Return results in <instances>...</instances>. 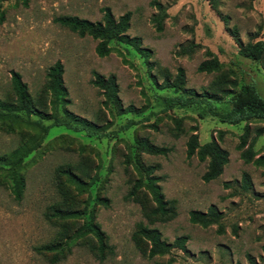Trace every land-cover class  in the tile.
Wrapping results in <instances>:
<instances>
[{
	"label": "rangeland",
	"instance_id": "obj_1",
	"mask_svg": "<svg viewBox=\"0 0 264 264\" xmlns=\"http://www.w3.org/2000/svg\"><path fill=\"white\" fill-rule=\"evenodd\" d=\"M151 1L0 0V99L15 98L11 72L16 71L32 98L47 103L46 72L60 61L69 99L65 109L104 133L87 136L85 131L52 125L53 118L41 120L50 125L47 131L33 125L20 126L21 133L0 128V155L22 142L35 143L21 161L24 188L19 199L4 182L12 183L2 168L6 166L0 167V264H264V164L245 163L236 149L240 135L247 131L256 157L264 155V131L258 132L264 120L230 124L210 114L200 118L204 104L164 109L162 99L176 94L162 85L164 77L175 78L178 68L184 70L185 88L194 89L198 96L215 89L211 86L222 77L232 91L250 83L264 99V55L255 61L238 53L240 43L264 39V0H157L168 13L160 33L151 22L157 11ZM105 8L115 18L130 12L126 33L139 37L141 46L151 50L148 60L133 46L115 39L110 42L113 50L99 57L95 52L98 40L80 37L55 21L60 15L102 21ZM191 42L200 45L195 52L178 54L181 46ZM207 51L221 62L219 71L197 70L200 62L210 58ZM95 73L115 76L121 108L106 101L91 83ZM230 94H220L221 98L212 101L223 110L228 108ZM62 107L56 116L63 120L67 117ZM176 119L181 121L179 130ZM128 121L134 123L122 129ZM193 128L200 143L213 137L218 140V132L223 131L219 143L229 159L222 174L209 182L202 179L207 161L186 156V141ZM143 138L166 147L167 153L141 150L138 142ZM80 164L89 174L83 177V188L59 172ZM148 167H153L150 175L159 177L164 198L174 202L168 219L150 221L140 203L126 198L136 179L146 180ZM244 173L251 180L247 189ZM59 183L68 192L65 209L76 211L75 216H46L53 204L65 202ZM140 195L148 209L155 207L145 187L140 188ZM210 205L222 214V232L218 224L202 227L189 219L191 210L205 212ZM90 220L100 226L113 249L102 260L93 250L94 235L84 228ZM138 223L157 228L162 239L173 245L177 238L186 237L184 249L174 246L165 255L148 258L133 240ZM72 237L75 242L63 255L39 250L45 244L64 246ZM54 255L58 257L55 261Z\"/></svg>",
	"mask_w": 264,
	"mask_h": 264
},
{
	"label": "trees",
	"instance_id": "obj_2",
	"mask_svg": "<svg viewBox=\"0 0 264 264\" xmlns=\"http://www.w3.org/2000/svg\"><path fill=\"white\" fill-rule=\"evenodd\" d=\"M151 5L156 8V13L151 18V22L155 30L160 33L164 28V20L167 18V8L164 4L157 0H152ZM3 19V11H0V20ZM55 21L60 25L67 27L72 32L76 33L80 37L86 35L91 36L93 39L98 40L95 47V52L99 57L108 55L113 48L110 46L112 40H119L123 43L133 46L138 53L143 55L146 60L151 56V50L141 46V39L139 37H130L126 32L129 28L130 12L115 18L109 8L104 9L102 21H90L85 18H80L75 15H60L55 18ZM200 45L198 43L191 42L187 45L180 47L178 54H192ZM238 53L251 60L258 61L264 55V39H258L254 42H247L245 44L240 43L238 46ZM207 58L200 62L197 66L199 72L211 73L213 71H219L222 64L216 56H213L210 51H207ZM126 62V60H125ZM63 64L60 61H56L50 65L46 72V86L45 93L49 95V100L46 103L45 100H34L28 90L27 84L22 80L19 72H11V84L14 92V99L2 100L0 99V128L6 132L22 131L20 126L29 127V125L39 126L44 131H47L50 125H43L42 119L53 118L52 125L65 126L66 128L73 129L74 131H85L87 136H104V133L98 131V128L86 119L75 115L65 109V105L69 102L67 89L63 82ZM91 83L99 88L102 94L105 96L106 101H111L116 104L118 108H121V103L118 98V86L114 75L104 77L99 73H95L94 79ZM233 86L235 82H231ZM164 87H170L176 94L163 96L164 109H171L173 107L186 108L193 105H197L204 110L199 111L198 116L200 118L205 117L206 114H210L216 117L221 122H227L230 124H238L243 121L250 120H264V99L257 93L254 85L250 83H243L236 91H232L230 87H227L226 80L219 77L211 87L215 89L204 90L200 96L197 95L194 89L185 88V75L182 68H178L177 75L170 81L168 77H164ZM181 91V92H179ZM228 95V108L220 110L216 107L213 99L218 100L221 98L220 94ZM48 104L54 109L53 113H49ZM62 107L64 113H66V119H60L56 116L58 107ZM133 107L130 106L129 110ZM31 115H35L36 119H31ZM180 119H176V128L181 129ZM133 121H128L122 126V129H127L133 124ZM196 129H192V133L189 135L186 141V156L191 158L196 155L199 161H207L206 171L202 175V179L205 182L219 177L227 164L229 159V153L226 149L221 147L219 140L222 138L223 131L218 132V140L213 137L210 141L200 143ZM263 132L264 127L258 129V132ZM21 133V132H20ZM23 139V138H22ZM34 140V139H33ZM138 147L151 154H166L168 149L166 147H159L149 142L147 138L140 139ZM35 148V143L25 144L22 142L19 147L14 149L10 153L0 155L1 166L8 171L11 176L12 183L5 180L14 196L19 199L21 197L24 188V176L21 173V161L22 158ZM236 149L240 152V157L245 163H253L256 165L264 164V155L257 156L256 151L253 149V141L248 142L247 131L242 133L239 137V142L236 145ZM138 169V168H137ZM153 167L146 168L147 178L140 177L134 181L131 190L127 192L126 198L132 199L141 204L145 215L150 221L153 220H165L169 213L173 214L174 202L166 200L161 192L160 185H158V176L150 175ZM140 171V169H138ZM59 172L66 175L72 182L77 184V187L83 188V177L88 176L84 168V164L78 166L68 165L66 168H60ZM251 185L250 177L247 173L243 174V186L249 188ZM60 193L64 196L65 202L55 203L50 207V211L47 213V217H65L75 216L77 214L74 210L65 209L66 200L68 198L67 189L63 183L58 185ZM145 187L155 202V207L148 209L146 199L140 195V188ZM64 201V200H63ZM222 214L215 205H210L208 210L203 212L199 210H191L189 212V219L193 224H199L202 227H208L212 224H218L219 232L223 231L220 220ZM66 228L65 224L61 225ZM84 228L91 232L95 239L96 245L93 250H96V256L100 260L105 258L106 253H112L113 249L108 245L106 241V234L100 229L97 223L93 220L86 221ZM65 238H69L66 233H61ZM133 240L135 244L140 248L142 253L148 258L155 256L165 255L170 252L171 248L178 246L184 249V243L186 237H179L175 241V245L166 242L161 237L160 231L155 227H149L143 223H138L135 232L133 233ZM74 237L66 241L64 246L58 247L57 244H45L39 247V250H49L58 252V255H63L65 248L69 249L71 244H74ZM143 243L146 245L143 246ZM57 255H54L53 260H57Z\"/></svg>",
	"mask_w": 264,
	"mask_h": 264
}]
</instances>
